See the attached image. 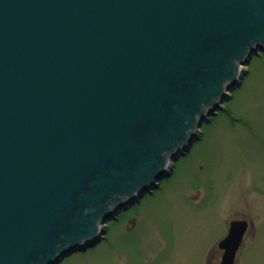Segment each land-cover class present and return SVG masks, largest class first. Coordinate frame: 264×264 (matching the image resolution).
Wrapping results in <instances>:
<instances>
[{"label":"water","instance_id":"obj_1","mask_svg":"<svg viewBox=\"0 0 264 264\" xmlns=\"http://www.w3.org/2000/svg\"><path fill=\"white\" fill-rule=\"evenodd\" d=\"M260 51L264 0H0V264L98 243Z\"/></svg>","mask_w":264,"mask_h":264},{"label":"rangeland","instance_id":"obj_2","mask_svg":"<svg viewBox=\"0 0 264 264\" xmlns=\"http://www.w3.org/2000/svg\"><path fill=\"white\" fill-rule=\"evenodd\" d=\"M243 70L157 187L57 264H219L218 241L240 218L249 225L234 264H264V52Z\"/></svg>","mask_w":264,"mask_h":264},{"label":"flooded vegetation","instance_id":"obj_3","mask_svg":"<svg viewBox=\"0 0 264 264\" xmlns=\"http://www.w3.org/2000/svg\"><path fill=\"white\" fill-rule=\"evenodd\" d=\"M246 124H247V126H248V121L246 122ZM240 219H242V220H246L245 218L243 219V218H240ZM246 222H247V227H248V225H249V222H248V220H246ZM247 230V229H246ZM219 249H220V259H221V256H222V254H223V249H221L220 247H218ZM220 261V260H219Z\"/></svg>","mask_w":264,"mask_h":264},{"label":"bare ground","instance_id":"obj_4","mask_svg":"<svg viewBox=\"0 0 264 264\" xmlns=\"http://www.w3.org/2000/svg\"><path fill=\"white\" fill-rule=\"evenodd\" d=\"M228 226H229V225H228ZM227 230H228V228H227ZM242 239H243V237H242ZM241 244H242V241H241L240 245L238 246V248H237V250H236V255H237V252H238V250H239ZM234 262H235V258H234ZM234 262H233V264H234Z\"/></svg>","mask_w":264,"mask_h":264}]
</instances>
